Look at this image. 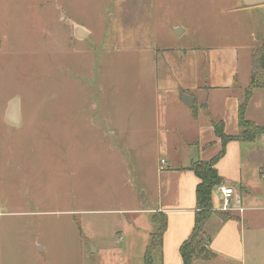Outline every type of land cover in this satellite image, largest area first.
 Wrapping results in <instances>:
<instances>
[{
    "label": "crops",
    "instance_id": "crops-1",
    "mask_svg": "<svg viewBox=\"0 0 264 264\" xmlns=\"http://www.w3.org/2000/svg\"><path fill=\"white\" fill-rule=\"evenodd\" d=\"M127 2L122 3L125 10L120 7V13L135 14L136 34L132 39H135L136 48L128 53L136 57L133 76L135 84L141 88L145 80L151 81L152 105H119L116 81L112 75L109 80L111 91L107 97L110 105H106L105 96L104 105H101L100 100L98 102L92 96L90 99L88 95L86 99L94 100L93 105L92 102L90 105H30L33 112L23 117L18 102L19 125L12 126L5 122L9 101L4 122L16 130L24 126L25 131L34 129L33 132H37L46 124L48 110L57 111L58 129L54 130L57 152L67 159L68 164L62 171L70 170L73 176L77 175L74 176L75 183L81 181L83 185L93 184L99 190L110 188L113 191L112 196L103 198L119 206L110 213L123 218L118 226L120 242H105L106 245L89 241L90 255L106 252L113 254L114 260L115 256H120L113 264H129L127 255L139 247L137 264H143L145 249L157 229L152 218L158 214L165 216L166 229L161 246L152 253V264H183L179 249L191 235L197 212L195 190L199 180L191 166L194 162L210 161L221 150V142L214 134L212 123L221 121L225 135H238L240 101L230 94L233 87L241 91L248 87L250 56L254 49L264 46V32L259 36L255 32L251 34L249 45L234 43L210 47L205 54L203 48L197 49L195 45L176 46L186 37L187 28L178 20L161 23L160 6L156 0H151V5L145 0ZM67 5L73 11L72 3ZM240 7L254 10L263 18L254 30L264 24V2L254 7H244L241 3ZM240 7L237 5L235 10ZM160 23L167 27H163L166 33L159 32ZM144 30L151 31L147 38H151L153 43L139 44L143 41ZM92 37L90 29L73 21L69 25L68 39L71 42L80 44ZM243 50L247 53L246 68L239 75V53ZM71 52L80 54L78 49ZM90 60L93 61L92 55ZM92 67L89 64V70ZM75 76L80 77L78 73ZM102 83L103 78L99 80V92ZM79 84L72 86L79 89ZM213 92L227 93L223 105L207 104V97ZM59 98L56 99L58 104ZM255 104H259L258 108L262 106L258 109V118L250 115L251 106ZM184 110L189 113H184ZM191 111L196 112L195 118L190 116ZM199 113H203L205 119L198 117ZM244 116L264 128V91L252 92ZM215 170L222 179V184L212 191L216 193L219 205H214L211 194L212 215L199 236L204 243L207 242L206 248L214 258L211 262L194 261L192 264H264V251L257 247L264 238V185H260L258 193L255 181L257 173L262 182L264 180L263 139L258 138L253 143H228ZM84 173L86 176L82 178ZM132 174L137 175L141 194L127 192L128 184L133 182ZM99 178L105 183L103 186L95 185ZM222 186L233 189L235 198L240 199L244 209L242 213L230 214L235 219L228 221H221L218 215L222 213Z\"/></svg>",
    "mask_w": 264,
    "mask_h": 264
},
{
    "label": "rangeland",
    "instance_id": "rangeland-1",
    "mask_svg": "<svg viewBox=\"0 0 264 264\" xmlns=\"http://www.w3.org/2000/svg\"><path fill=\"white\" fill-rule=\"evenodd\" d=\"M127 1L135 0H0V264H113L120 259L115 256L114 260V255L106 252L89 254L87 245L91 243L120 242L118 226L123 218L110 213L119 206L103 198L113 195L110 188L99 190L93 184L75 183L77 175L62 171L68 164L57 152V111L48 110L46 124L37 132L7 125L4 112L13 98H18L23 117L33 112L30 105H93L91 96L104 105V96L107 98L111 91L112 75L119 105H152L151 81L145 80L141 88L133 76L136 57L128 53L136 48L132 39L136 34L135 14L120 13L122 3ZM147 1L151 5V0ZM67 3H72L73 11ZM156 3L160 6L161 23L178 20L187 28L186 37L176 46L195 45L203 48L205 54L210 47L249 45L251 34L259 36L264 32V24L254 30L263 22L261 15L240 7L242 0ZM237 5L240 8L235 10ZM72 21L90 29L93 37L80 44L71 42L68 31ZM161 23L159 32L163 34L167 27ZM149 32L143 31L140 45L153 43L147 38ZM76 49L80 50L79 55L71 52ZM245 52L239 53V75L246 68ZM102 78L103 90L99 92ZM74 84H79V89ZM226 94H209L207 104L223 105ZM230 96L241 102L243 91L233 87ZM106 103L110 105L108 98ZM257 105L251 106L250 111L255 118L262 107ZM190 116L195 118L196 112L191 111ZM198 117L206 116L199 113ZM85 176L84 173L82 178ZM132 178L127 192L141 194L137 175L132 174ZM255 181L259 193L264 180L257 173ZM103 184L101 178L95 183ZM214 194V205H219ZM82 210L95 212L80 213ZM257 247L264 251V238ZM137 254L139 247L127 255L129 264H137Z\"/></svg>",
    "mask_w": 264,
    "mask_h": 264
},
{
    "label": "trees",
    "instance_id": "trees-1",
    "mask_svg": "<svg viewBox=\"0 0 264 264\" xmlns=\"http://www.w3.org/2000/svg\"><path fill=\"white\" fill-rule=\"evenodd\" d=\"M254 90L264 91V46L254 49L250 56L249 85L243 90V96L237 110V122L239 133L237 136H227L223 131L221 121L212 123L215 136L221 142V150L208 162H194L191 170L199 180L195 190L196 216L194 227L190 237L179 249L183 264H192L194 261L208 262L214 255L206 250V243L199 238L203 227L212 215L211 194L212 191L222 184L215 165L225 155V148L230 142L253 143L258 138L264 141V128L245 119V110ZM221 221L235 219L229 213H218ZM152 222L157 226L155 233L151 235L150 243L145 249L143 264H152L151 256L154 250L162 243L166 229V219L163 215H154Z\"/></svg>",
    "mask_w": 264,
    "mask_h": 264
},
{
    "label": "built area",
    "instance_id": "built-area-1",
    "mask_svg": "<svg viewBox=\"0 0 264 264\" xmlns=\"http://www.w3.org/2000/svg\"><path fill=\"white\" fill-rule=\"evenodd\" d=\"M161 165H164V161H161ZM220 193L222 196L220 211L234 214V213H242L244 209L242 208L241 202L239 198H235L234 191L230 187H221Z\"/></svg>",
    "mask_w": 264,
    "mask_h": 264
},
{
    "label": "water",
    "instance_id": "water-1",
    "mask_svg": "<svg viewBox=\"0 0 264 264\" xmlns=\"http://www.w3.org/2000/svg\"><path fill=\"white\" fill-rule=\"evenodd\" d=\"M264 2V0H242V4L244 7H254L259 6ZM184 99H190L189 97H183ZM186 106L191 107V105H187L183 102ZM18 105V98H13L8 105V109L5 115V122L12 125L17 126L19 125V118L16 113Z\"/></svg>",
    "mask_w": 264,
    "mask_h": 264
}]
</instances>
